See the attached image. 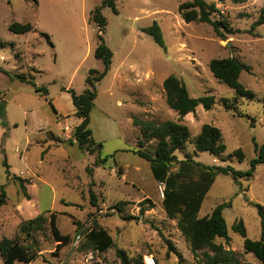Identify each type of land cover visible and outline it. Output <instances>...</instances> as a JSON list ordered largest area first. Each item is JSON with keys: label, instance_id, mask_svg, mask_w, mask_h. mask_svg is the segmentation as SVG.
I'll return each instance as SVG.
<instances>
[{"label": "rangeland", "instance_id": "rangeland-1", "mask_svg": "<svg viewBox=\"0 0 264 264\" xmlns=\"http://www.w3.org/2000/svg\"><path fill=\"white\" fill-rule=\"evenodd\" d=\"M101 1L0 0V102L5 106L4 124L0 122V186L6 194L0 208V240L17 237L26 245L35 243L40 256L30 264H120L117 250L129 260L140 257L143 261L151 255L158 264H205L206 251H199L195 258L190 253L176 222L162 208L159 183L148 162L134 154L136 150L153 154L157 142L144 140L132 121H177L162 90L163 81L174 76L190 97L214 98L210 110L198 106L183 118L190 137L175 152L177 160L188 157L204 166H230L246 172L255 157L253 143L264 145V24L251 31L264 0L242 5L205 0L215 3L219 15L237 31L223 41L208 24L181 20L178 6L189 0H116L117 14L110 8L101 9L105 27L99 32L89 17ZM11 23L29 24L32 30L15 35L7 29ZM153 23L159 27L163 48L142 32ZM98 35L112 58L106 76L95 85L88 129L95 145L101 147L90 154L73 142V130L80 120L64 90L81 94L88 71L103 70L93 56ZM232 57L250 67L249 73L240 74L239 82L254 94L252 100L235 98L208 69L211 60ZM15 76L45 89L55 113L40 93ZM222 100L234 111L224 110ZM203 125L220 131L225 151L219 157L194 151L192 143ZM239 149L242 162L234 157ZM13 178L25 181L29 200ZM90 193L97 199L96 207L90 205ZM145 199L152 208L141 214L138 203ZM119 202L128 203L121 214L113 209ZM223 204H229L222 210L229 242L226 246L217 239L216 243L233 251L239 264H260L252 254L243 253V239L232 226L241 221L246 238L259 240L254 204L264 205V164L257 165L248 179L218 175L198 218L209 216ZM50 213L56 215L59 232L71 239L57 257L51 256L57 243L48 222L29 241L19 233L23 223L40 214L48 221ZM95 227L112 239L113 247L105 253L93 251L87 240Z\"/></svg>", "mask_w": 264, "mask_h": 264}, {"label": "trees", "instance_id": "trees-1", "mask_svg": "<svg viewBox=\"0 0 264 264\" xmlns=\"http://www.w3.org/2000/svg\"><path fill=\"white\" fill-rule=\"evenodd\" d=\"M220 1H227L233 5H242L251 0ZM115 2L116 0H102L100 7L91 12L89 21L96 25L99 32L105 27V19L102 17L101 9L110 8L114 14H117ZM177 12L185 24L194 22L208 24L220 41L225 40L226 35L237 33V31L231 29L225 18L219 15L215 3H208L205 0H189L180 4ZM216 14L220 16L219 19L213 18ZM263 24L264 4L259 11L257 20L252 24L251 31ZM7 29L12 34L23 35L30 32L32 27L29 24L11 23ZM142 32L150 36L157 46L164 47L162 36L156 23L143 29ZM41 36L49 41L47 35L41 34ZM98 40L99 45L95 48L93 56L95 59L101 61L103 70L101 72L95 70L88 71L85 80L86 89L81 94H76L71 89L64 90L70 97L74 108V116L80 120L73 130V142L79 150H84L90 154L94 153V151L96 152L101 147L100 144L95 145L88 129L90 113L96 97L95 85L106 76L112 58L111 52L105 47L99 35ZM2 46L3 44L0 41V47ZM208 69L218 83L225 85L233 91L235 98L254 99V94L246 90L239 82V76L242 72H250V67L240 60L233 57L211 60L208 64ZM15 79L21 83L30 84L34 92L40 93L45 101H48L51 105V102L47 99L45 89L41 90L37 88L33 82L26 80L23 76H15ZM162 90L165 104L176 113L177 121L155 123L153 121L133 119V126L138 128L144 140H155L157 142L153 154L143 150H136L134 154L148 162L154 181L163 185L162 208L167 218L176 222V227L183 236L188 250L193 257L195 258L199 251L205 250V264H239V260L233 251L224 249L222 244L216 243L217 239H222L225 241V245H228L229 239L227 237L226 224L222 217V210L229 207V204L216 206L211 214L204 218H198V213L205 195L218 175H228L232 180L253 177L256 166L264 164V145L253 143L255 157L249 162V169L246 172L235 171L230 166H204L188 157L184 160H177L175 152L182 150L190 137L188 128L181 123L183 118L188 114L194 113L198 106H201L206 111L210 110L214 105V98L212 96L190 97L184 85L174 76H169L163 81ZM222 107L226 111H234V107L230 106L227 100H222ZM51 108L55 113L52 105ZM4 111V103L0 102L1 124H4ZM192 144L196 153H208L213 157H219L225 151L220 131L211 125H203L199 135L194 139ZM139 145V148H142L141 142H139ZM234 157L239 162H242L244 159L240 149L234 152ZM13 180L17 183L23 197L29 200L24 187L25 181L18 178H13ZM89 199L90 205L96 207L97 199L95 195L90 193ZM5 202V190L3 186H0V208L5 205ZM145 204L147 205L146 207ZM126 205L128 203L119 202L114 205L113 209L121 214ZM254 207L256 208L260 224L259 240L250 241L246 238L245 228L241 221L234 223L232 230L243 239V253L252 254L260 264H264V205L254 204ZM138 208L140 213L143 214L148 209H151L152 205L149 200L145 199L138 203ZM128 219L136 220L137 218L128 217ZM47 222L51 237L57 243L51 256L57 257L60 249L70 244L71 239L69 236L62 235L59 232L54 213L49 214L48 221L41 214L28 220L20 226L19 233L25 241H29L32 233L39 232ZM86 237L92 250L100 254L105 253L113 247L112 239L100 227L92 229ZM39 253L40 251L33 242L26 245L20 242L17 237L0 240L2 264H30L40 256ZM116 254L120 260V264H142L140 257L136 260H129L121 250H117ZM241 264L249 263L244 262Z\"/></svg>", "mask_w": 264, "mask_h": 264}, {"label": "built area", "instance_id": "built-area-1", "mask_svg": "<svg viewBox=\"0 0 264 264\" xmlns=\"http://www.w3.org/2000/svg\"><path fill=\"white\" fill-rule=\"evenodd\" d=\"M159 189H160V193H161V195L163 197V194H162L163 185L162 184H159ZM142 264H158V263H157L156 259L153 256L147 255V256L143 257Z\"/></svg>", "mask_w": 264, "mask_h": 264}, {"label": "crops", "instance_id": "crops-1", "mask_svg": "<svg viewBox=\"0 0 264 264\" xmlns=\"http://www.w3.org/2000/svg\"><path fill=\"white\" fill-rule=\"evenodd\" d=\"M70 101H71V100H70ZM71 105H72V103H71ZM72 112H74V108H73Z\"/></svg>", "mask_w": 264, "mask_h": 264}]
</instances>
